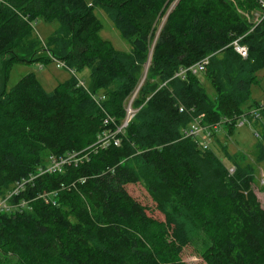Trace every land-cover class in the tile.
I'll use <instances>...</instances> for the list:
<instances>
[{
  "label": "trees",
  "instance_id": "trees-1",
  "mask_svg": "<svg viewBox=\"0 0 264 264\" xmlns=\"http://www.w3.org/2000/svg\"><path fill=\"white\" fill-rule=\"evenodd\" d=\"M174 1L0 0V195L35 175L10 198L15 207L0 210V264H187L181 253L193 241L206 264H264V208L252 187L253 166L223 142L235 167L230 174L212 149L182 136L198 114L211 125L229 119V134L243 108L256 106L250 92L264 68V17L256 24L248 14L261 3ZM94 6L130 42L129 51L100 37ZM38 18L58 22L44 43L32 26ZM238 38L247 57L234 49ZM150 49L120 144L99 147L100 132L125 118ZM206 56L202 73L213 96L197 75L174 76ZM52 59L72 73L87 67L89 84L72 75L46 91L31 72L6 90L14 64ZM256 148V160H264V144ZM70 152L86 158L38 174L45 154ZM136 183L163 219L132 197L127 186Z\"/></svg>",
  "mask_w": 264,
  "mask_h": 264
},
{
  "label": "rangeland",
  "instance_id": "rangeland-1",
  "mask_svg": "<svg viewBox=\"0 0 264 264\" xmlns=\"http://www.w3.org/2000/svg\"><path fill=\"white\" fill-rule=\"evenodd\" d=\"M87 1L91 2V0ZM258 11L259 10L257 9L251 11V13L248 14L249 19L252 20L253 16L255 17V15H253L252 13ZM94 12L103 24V27L100 31V37L109 40L114 46V48H116L117 50L129 51L131 48L130 42L121 37L119 31L115 28L114 24L112 23L106 12L99 6H94ZM164 19L165 17L161 18L158 27L161 26ZM32 26L34 27L35 33L39 40L44 43L46 41V38H48L58 27V22L57 20L48 22L41 18H38L33 21ZM44 53L45 52H40V55ZM56 63L57 61L52 59L46 62L39 60L30 63L14 64L11 68L9 78L6 82V90H10L11 87L19 80L20 77L31 72L36 75L39 83L46 91H51L58 83L69 79L72 75H75V77H77L79 80H82L85 86L89 84L90 71L87 67H84L80 71H75L72 73L69 69L65 67H58ZM197 76L201 79V83L208 95L213 96V88L210 87L211 85L209 84V82L205 78H203V73H200ZM256 77L257 80L251 85L250 101L252 103H256V105L264 104V68L256 72ZM2 79V60H0V91L3 84L2 82H4ZM136 94L137 92L134 91L133 94L130 96L127 105L130 103L132 96L134 95V99ZM249 108H251V106L244 107L243 113L247 112ZM224 128L225 127H223V129L220 130L217 134V140L212 142L211 149L216 153V155L223 159V162L228 167L233 165L228 162L227 156H225V151L222 148L223 142L226 143L227 153H239L245 156L246 161L243 162V164L250 163L254 168L255 181H253L252 187L261 203V206L264 208V160L259 162L256 160V145L259 142L264 144V113L258 120H252L250 123H245L244 125H234L232 131L229 134H227V131ZM256 133H258V135H256ZM43 158V160L47 161L45 162V164L47 165L49 162V155L45 154ZM233 171L230 172V170H228L230 174H232ZM12 187H10L5 192V194L9 193ZM127 189L132 195V197H134V199L138 200L142 205L146 206L147 213L149 215L157 219H163V214L156 209L155 202L151 199V197L148 195L147 191L141 184H130L129 186H127ZM43 199H46V196H44ZM193 242L195 244H199V242L197 241ZM195 244L188 245L183 249L181 253L182 260L185 261L187 264H206L199 257L195 249L197 248Z\"/></svg>",
  "mask_w": 264,
  "mask_h": 264
},
{
  "label": "built area",
  "instance_id": "built-area-1",
  "mask_svg": "<svg viewBox=\"0 0 264 264\" xmlns=\"http://www.w3.org/2000/svg\"><path fill=\"white\" fill-rule=\"evenodd\" d=\"M261 6V10L258 12L252 13L255 15L253 16L252 21L254 23H259L261 19L264 17V0H258ZM234 49L240 54L242 57H247L248 55V49L245 45L241 44L239 42V38L234 40L232 42ZM57 61L58 67H66V65L61 62ZM209 62V56L204 57L200 61L188 66V67H182L180 68L174 76H179L182 79L185 78V76L188 73L198 75L202 73L205 70L206 65ZM79 80V79H78ZM79 83L84 85V82L82 80H79ZM85 86V85H84ZM104 96H100V100H103ZM178 110L180 112H183L185 110V107L180 104ZM136 109L132 107V105L129 103L125 110V118H123V121L114 127V129L110 130H104L100 132L99 138L97 140V144L99 147L105 148L110 145L117 146L120 144V135L123 134L126 126L128 125V122L132 118V116L135 114ZM264 113V104H257L256 106L249 109L247 112L242 113L238 115L236 118V124L244 125L245 123H250L252 120H258L261 118L262 114ZM108 120L110 118L105 119V123H108ZM113 121V119H112ZM226 122H229V119H224L222 122H217L208 124L203 121V114H198L195 116H192L191 122L185 127V129H182V136L183 137H190L195 140L197 147L201 150H209L211 149L212 142L215 141L217 134L220 130L223 129L224 124ZM258 135V133H256ZM86 158L85 154H81V152H70L69 154H66L65 156H55L52 154H49L48 164L44 167H41L38 170V174L44 173V172H60L63 169V166L70 163H78L82 161V159ZM228 170L233 171L234 167L229 166L227 167ZM35 175L29 176L28 178H24L21 180L16 181L13 184V187L10 189V192L5 195H0V210H9L15 206H13L10 203V198L13 195H19L22 190H24L26 184L31 181ZM25 201L20 202V204H15L17 206H25Z\"/></svg>",
  "mask_w": 264,
  "mask_h": 264
},
{
  "label": "water",
  "instance_id": "water-1",
  "mask_svg": "<svg viewBox=\"0 0 264 264\" xmlns=\"http://www.w3.org/2000/svg\"><path fill=\"white\" fill-rule=\"evenodd\" d=\"M177 1H178V0H175L174 3H173V5H174ZM163 22H164V21H163ZM162 24H163V23H162ZM162 24H161V26H162ZM161 26L159 27V29L161 28ZM152 49H153V48H152ZM152 49H150V52H149V55H148V59H147V61H146V63H145V66H144V74H143V77H142V79H141V81H140L138 87L136 88L135 92L138 91V89L140 88V86L142 85V83H143V81H144V79H145V76H146V73H147V70H148V66L150 65V62H151ZM134 95H135V93H134ZM134 95L132 96L131 101L133 100ZM131 101H130V103H131Z\"/></svg>",
  "mask_w": 264,
  "mask_h": 264
},
{
  "label": "crops",
  "instance_id": "crops-1",
  "mask_svg": "<svg viewBox=\"0 0 264 264\" xmlns=\"http://www.w3.org/2000/svg\"><path fill=\"white\" fill-rule=\"evenodd\" d=\"M85 85V84H84Z\"/></svg>",
  "mask_w": 264,
  "mask_h": 264
}]
</instances>
